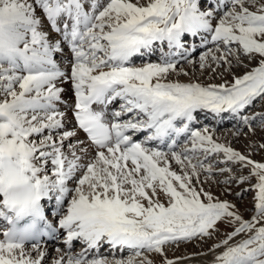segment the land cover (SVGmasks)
<instances>
[{
	"label": "snow or ice",
	"instance_id": "obj_1",
	"mask_svg": "<svg viewBox=\"0 0 264 264\" xmlns=\"http://www.w3.org/2000/svg\"><path fill=\"white\" fill-rule=\"evenodd\" d=\"M256 108L264 0H0V152H19L43 196L53 189L63 200L52 240L14 243L0 228V264H155L152 254L183 264L169 249L212 239L220 223L231 231L200 255L264 264V162L196 127L200 114L227 116L234 139L255 135L264 131ZM224 173L220 183L248 185L238 199L253 193L249 218L203 187ZM8 209L0 190V216ZM53 241L65 247L48 259ZM75 242L83 247L74 252Z\"/></svg>",
	"mask_w": 264,
	"mask_h": 264
},
{
	"label": "clouds",
	"instance_id": "obj_2",
	"mask_svg": "<svg viewBox=\"0 0 264 264\" xmlns=\"http://www.w3.org/2000/svg\"><path fill=\"white\" fill-rule=\"evenodd\" d=\"M0 190L7 196L11 224L6 229L8 240L14 243L29 241L42 224L41 199L43 186H37L22 155L9 150L0 152Z\"/></svg>",
	"mask_w": 264,
	"mask_h": 264
},
{
	"label": "rangeland",
	"instance_id": "obj_3",
	"mask_svg": "<svg viewBox=\"0 0 264 264\" xmlns=\"http://www.w3.org/2000/svg\"><path fill=\"white\" fill-rule=\"evenodd\" d=\"M245 64H248V67H252L255 64V61L249 63L247 60L244 61ZM248 69L244 68V67H238L233 69V71L235 72L236 75H242L245 71H247ZM221 71H223L221 69ZM199 76V79L201 80V82L203 80V83H221L222 80L217 77L215 80H210L208 73H205L204 75ZM205 77V78H204ZM179 78H187L186 76H179ZM225 79L227 80H231L232 79V75L231 74H226L225 75ZM253 111H264V109L261 108H256L253 109ZM231 125H223L220 127H217V125H215V130L216 131H222V130H227V131H233L234 130V125H232V123H230ZM202 125H199L197 128L201 127ZM205 126V125H204ZM233 128V129H232ZM245 132H247V129H244ZM143 137V136H142ZM225 138H223L220 142L226 143V144H230L235 150L240 151L243 154H248L249 152H251V157L253 160L257 161V162H264V149H255L252 150L249 148V145L251 142H264V131H261L259 128L257 129L255 135H252L251 133H249L247 136H245L243 133L236 139L233 138V136L231 135H226L224 136ZM224 140V141H223ZM222 165H218V167H220ZM233 168V173L236 175H240L241 173L236 171L239 168V165H230ZM244 175H247V170L245 169L243 172ZM227 175H229L228 173H224L223 175H217L215 176L213 181H208L206 183H204L203 187L205 188V190L210 191L214 194H217L218 190L217 187L221 188V192L223 193L225 199L231 201L232 203H234L236 205L237 208L240 209V211L242 212V214L244 215L245 219L249 218L252 213L251 212H245L244 209L245 208H250L251 205V200H252V196L253 193L249 192L247 194V196L243 199V201H241L240 199H238L234 193L239 191L241 188H247L248 185L244 184V185H236L235 183L233 184H229V185H225L223 183H220V181H222ZM203 179V177H202ZM254 182V181H253ZM226 189H228V191H226ZM217 197V196H216ZM224 200V199H221ZM228 231H231V228H229L225 223H220L219 224V232L216 233L212 239H207L206 242L205 241H200V240H193L190 242H186V243H182L176 246H172L169 250L174 252V255L177 254L178 255V247L180 246H185L187 250H206L209 248L210 245H212L213 243L216 242L217 239L223 238L224 234ZM236 239H240V238H236ZM75 247V246H74ZM177 252V253H175ZM125 256L128 255V253H124ZM152 259H153V254H152ZM155 264H160V257L158 258L157 261H155Z\"/></svg>",
	"mask_w": 264,
	"mask_h": 264
},
{
	"label": "bare ground",
	"instance_id": "obj_4",
	"mask_svg": "<svg viewBox=\"0 0 264 264\" xmlns=\"http://www.w3.org/2000/svg\"><path fill=\"white\" fill-rule=\"evenodd\" d=\"M165 51H167L166 48H165ZM158 56H159V52H157L152 59L153 60H156L158 58ZM198 74L199 73H197V75ZM186 77L187 78H179V77H176V76H171L170 79H173V80L179 79L181 82H188V81H190V80L193 79V76L191 74L189 76H186ZM201 80H200V82H201ZM203 81L206 82V80H203ZM211 83H213V82H211ZM64 87L70 89V85L69 84H65ZM65 99H69V100H73L74 99V96H73V94H72L71 91H69V93L65 96ZM117 106H118V104L115 105L114 107H117ZM68 117H69L70 123L67 126L69 128H71V127H73L74 124H73V121H72L70 112H68ZM230 123H232V125L235 126V121L230 120L227 116L224 117L223 121H220V120H213L211 118H205L204 114H200V122H199V124H201L202 126L205 125V126L211 127L212 128V131L215 133L216 137H219L221 140L223 138H225L224 136H226V135H231L232 136V134H231L232 131H227L228 129L227 130H222V131H216L215 130V125H217V127H220V126H223V125H226V124H230ZM199 124H197V125H199ZM79 138L80 139H83L84 138L83 133L81 131L79 132ZM141 138L135 137V139H137V140H139ZM177 151H179V148H177ZM170 164H171V167L172 168L179 170L178 165H176L174 161H170ZM49 167H50V165H49ZM74 184H75L74 181H70L69 182V186L70 187H74ZM51 190L52 189H49L48 190V195H46V198H48L50 196ZM217 190H218L217 194H214L213 193L214 196H217L220 199H225L223 193L221 192V188L217 187ZM61 207H62V204L60 205V209H61ZM58 212L60 213L59 210H56L54 212H51L50 215H49L50 219L51 218L52 219H56L58 217V215H59ZM3 223L6 224V221L3 220L2 216H0V228H5L6 229L7 226H5ZM62 235H63V233H62ZM237 238H240V237H237ZM74 246H75L73 248V251L74 252L75 251H78L79 249H81L83 247L79 242H75L74 243ZM55 247L64 248L65 246L62 243H59V242H52V243L47 244V248H48L47 258L48 259H51L53 257V255H54L53 249ZM207 250L208 249L202 250V251H200V250H194V249L187 250L185 246H180V247H178V250H176V251H178V255L177 254L174 255V252L171 251V250H169L168 255H169L170 258L187 257L188 259H186L183 262V264H210V261L213 259V257L210 254L209 255H200V253L207 252ZM101 252L107 253V248L105 247V248L101 249ZM175 253H177V252H175ZM158 258H159L158 256H156L155 254H153V260H154V262L157 261ZM45 264H47V260L45 261Z\"/></svg>",
	"mask_w": 264,
	"mask_h": 264
}]
</instances>
